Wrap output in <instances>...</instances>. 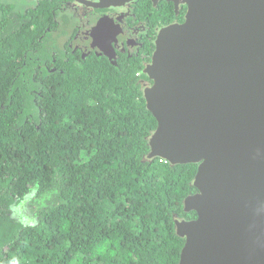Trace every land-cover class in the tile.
<instances>
[{"label": "trees", "instance_id": "obj_1", "mask_svg": "<svg viewBox=\"0 0 264 264\" xmlns=\"http://www.w3.org/2000/svg\"><path fill=\"white\" fill-rule=\"evenodd\" d=\"M4 6L0 264H177L186 239L175 220L198 216L184 209L198 163L148 158L158 121L144 64L67 62L66 25L45 12L23 23ZM26 203L38 206L33 221L14 214Z\"/></svg>", "mask_w": 264, "mask_h": 264}, {"label": "water", "instance_id": "obj_2", "mask_svg": "<svg viewBox=\"0 0 264 264\" xmlns=\"http://www.w3.org/2000/svg\"><path fill=\"white\" fill-rule=\"evenodd\" d=\"M184 1L144 70L148 158L198 163L177 264H264V0Z\"/></svg>", "mask_w": 264, "mask_h": 264}, {"label": "flooded vegetation", "instance_id": "obj_3", "mask_svg": "<svg viewBox=\"0 0 264 264\" xmlns=\"http://www.w3.org/2000/svg\"><path fill=\"white\" fill-rule=\"evenodd\" d=\"M150 1L0 0V20L9 9L4 6L7 3L14 5L12 12L21 22L29 21V12H45L56 29L67 27L68 33L58 43L65 46L63 55L67 62L94 56L96 59L103 57L117 67H128L141 61L145 70L154 53L159 31L170 24L183 22L188 9L184 0L177 3L174 0ZM18 12L24 13V17ZM137 77L144 89L153 83L143 78L142 72H138Z\"/></svg>", "mask_w": 264, "mask_h": 264}, {"label": "rangeland", "instance_id": "obj_4", "mask_svg": "<svg viewBox=\"0 0 264 264\" xmlns=\"http://www.w3.org/2000/svg\"><path fill=\"white\" fill-rule=\"evenodd\" d=\"M37 209H38V206L36 204L26 203L24 207L21 208L20 211L16 209L14 214L21 219L28 217L30 218V221H33V218L35 219L37 216Z\"/></svg>", "mask_w": 264, "mask_h": 264}, {"label": "clouds", "instance_id": "obj_5", "mask_svg": "<svg viewBox=\"0 0 264 264\" xmlns=\"http://www.w3.org/2000/svg\"><path fill=\"white\" fill-rule=\"evenodd\" d=\"M152 58V57H151ZM151 61V60H150ZM143 71H144V69H143ZM153 82V81H152Z\"/></svg>", "mask_w": 264, "mask_h": 264}, {"label": "bare ground", "instance_id": "obj_6", "mask_svg": "<svg viewBox=\"0 0 264 264\" xmlns=\"http://www.w3.org/2000/svg\"><path fill=\"white\" fill-rule=\"evenodd\" d=\"M184 21H185V20H184ZM184 21H183V22H184ZM165 27H166V26H165Z\"/></svg>", "mask_w": 264, "mask_h": 264}]
</instances>
